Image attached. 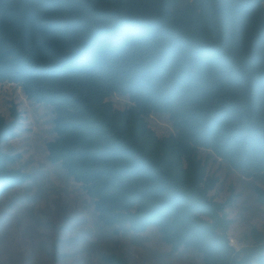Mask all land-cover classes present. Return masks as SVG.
Listing matches in <instances>:
<instances>
[{
    "label": "trees",
    "instance_id": "trees-1",
    "mask_svg": "<svg viewBox=\"0 0 264 264\" xmlns=\"http://www.w3.org/2000/svg\"><path fill=\"white\" fill-rule=\"evenodd\" d=\"M4 83L53 108L48 157L82 184L104 226H154L174 252L243 264L229 241L234 196L211 194L219 179L199 151L264 180V0H0ZM115 94L133 106L114 107ZM153 113L169 114L176 133L159 136ZM20 119L16 107L0 114V197L30 179L3 150Z\"/></svg>",
    "mask_w": 264,
    "mask_h": 264
},
{
    "label": "rangeland",
    "instance_id": "rangeland-1",
    "mask_svg": "<svg viewBox=\"0 0 264 264\" xmlns=\"http://www.w3.org/2000/svg\"><path fill=\"white\" fill-rule=\"evenodd\" d=\"M108 101L118 109L133 106L119 94ZM11 107L20 111L21 119L3 150L19 155L12 167L30 179L0 197V264H105L102 256L111 253L129 264H204L193 249L174 252L154 226L142 233H116L104 226L82 184L48 157V142L57 136L53 108L29 100L16 84H0V114L11 119ZM147 120L159 136L176 133L169 114L153 113ZM199 153L209 173L219 179L211 194L219 201L234 196L228 214L237 259L258 264L253 257L260 242L254 230L264 237V204L255 187L264 188V180L232 168L212 150L201 148Z\"/></svg>",
    "mask_w": 264,
    "mask_h": 264
},
{
    "label": "built area",
    "instance_id": "built-area-1",
    "mask_svg": "<svg viewBox=\"0 0 264 264\" xmlns=\"http://www.w3.org/2000/svg\"><path fill=\"white\" fill-rule=\"evenodd\" d=\"M229 241H230V244L237 249L236 242H235V238H233V237L230 236Z\"/></svg>",
    "mask_w": 264,
    "mask_h": 264
}]
</instances>
